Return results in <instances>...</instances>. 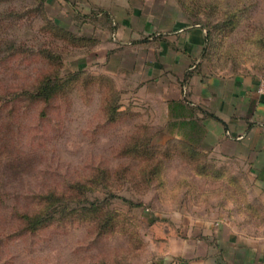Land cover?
<instances>
[{
    "label": "rangeland",
    "instance_id": "374dc122",
    "mask_svg": "<svg viewBox=\"0 0 264 264\" xmlns=\"http://www.w3.org/2000/svg\"><path fill=\"white\" fill-rule=\"evenodd\" d=\"M176 21L207 26L209 70L264 76V0H0V94L18 95L0 128V264L213 263L225 189L191 171L127 67L157 50L146 22ZM47 74L61 92L33 100L24 90ZM67 179L78 189L54 218L20 233L15 211Z\"/></svg>",
    "mask_w": 264,
    "mask_h": 264
},
{
    "label": "crops",
    "instance_id": "0c3cea01",
    "mask_svg": "<svg viewBox=\"0 0 264 264\" xmlns=\"http://www.w3.org/2000/svg\"><path fill=\"white\" fill-rule=\"evenodd\" d=\"M145 25L155 33L149 40L159 43L157 50L151 57L136 50L127 67L138 72L142 87L157 101V123L167 139L205 157L199 171L207 173V189H225L216 211L218 249L211 264H264L262 77L250 68L209 70L203 55L206 29L199 25L172 22L171 32L153 22Z\"/></svg>",
    "mask_w": 264,
    "mask_h": 264
},
{
    "label": "trees",
    "instance_id": "16d2710c",
    "mask_svg": "<svg viewBox=\"0 0 264 264\" xmlns=\"http://www.w3.org/2000/svg\"><path fill=\"white\" fill-rule=\"evenodd\" d=\"M102 13L109 16V14L105 11H102ZM191 25L194 26L199 25L206 29V39H205L206 45L204 48L203 55H204V59H208L209 55L206 53V46L209 43V39H210L209 29L205 24L202 23H195ZM261 38H262V52L264 53V35H262ZM148 39L149 38H144L142 41H149ZM135 42H139V41L136 40ZM58 83L59 82L57 83L55 82L52 75L47 74L43 78H40L38 82L35 83V86H33L31 90L26 89L24 91L29 93V95L33 100L38 101L45 99L51 102L52 101L51 99L55 98V96H57L61 92V89L58 87L59 86ZM9 94L11 95V93ZM10 95H8V93L0 94V128L1 125L4 124L7 121V119L12 115H14L17 111L18 103L16 100L18 98V95L16 96L14 95L10 96ZM113 114H114L113 117H115L116 114H119L118 108L115 109ZM0 143H1V148H3L4 150L9 148L11 141L9 142L5 137L2 136L0 137ZM183 146L185 147L183 155L186 158L189 157L188 159L192 160L193 162H195L196 160L199 161L197 165L195 163L196 166L193 164L194 167H192L191 171L198 172L199 175L205 176L207 174L206 172L199 171L200 163H204V161L201 160L202 157H200L196 153H193V151L188 146L184 144ZM63 186L65 187H63L62 189L59 188L57 184L56 185L52 184L49 185V187L45 186L44 189L35 191V193L30 197L31 205L23 209H17L15 211V217L17 218V222L19 223L18 228L20 233L23 234L26 232H36L41 227L48 224V222L54 218L53 214L45 215L46 214L45 210H47L49 207H52L54 204L59 205L64 203L66 199H68L69 195L67 193L69 192V190L72 189L75 190L74 188L76 187L74 186L73 181L70 179H67V181H65ZM82 194L83 196H85V193ZM52 208H53L52 210H54V207ZM75 211L76 209L73 208L69 211V213H73ZM113 218L114 216L107 219V223L105 226H109L110 224L111 225L115 224L112 223Z\"/></svg>",
    "mask_w": 264,
    "mask_h": 264
},
{
    "label": "built area",
    "instance_id": "2783aa9c",
    "mask_svg": "<svg viewBox=\"0 0 264 264\" xmlns=\"http://www.w3.org/2000/svg\"><path fill=\"white\" fill-rule=\"evenodd\" d=\"M259 91L261 93H264V76L261 78L260 85H259Z\"/></svg>",
    "mask_w": 264,
    "mask_h": 264
}]
</instances>
